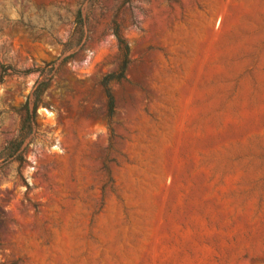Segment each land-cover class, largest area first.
<instances>
[{
  "label": "rangeland",
  "instance_id": "rangeland-1",
  "mask_svg": "<svg viewBox=\"0 0 264 264\" xmlns=\"http://www.w3.org/2000/svg\"><path fill=\"white\" fill-rule=\"evenodd\" d=\"M4 72L0 264H264V0H0Z\"/></svg>",
  "mask_w": 264,
  "mask_h": 264
},
{
  "label": "trees",
  "instance_id": "trees-1",
  "mask_svg": "<svg viewBox=\"0 0 264 264\" xmlns=\"http://www.w3.org/2000/svg\"><path fill=\"white\" fill-rule=\"evenodd\" d=\"M79 16L81 17V15ZM116 38L118 40L121 56L123 59L121 69L117 76L115 74L109 75L105 77L101 82V86L103 88V92L107 100V109L109 111V115H112L116 108L112 86L114 83L120 82L126 78V72L129 66V54H130L129 46L120 37L118 32H116ZM6 75H7L6 72H4V74L0 76V83L2 82V80L4 79ZM50 75L51 74L44 76V78L36 84L33 94H32V100H30L28 104L26 105V108H25L26 116H25V119L23 120L24 126L21 130L22 133L24 132V134L21 136L23 141L29 134H31L32 129L35 125V119L37 117L38 108L40 105H42L41 99L44 96L45 92L48 90L50 83L53 79V76H50ZM25 127L29 129L27 132L25 131L26 129Z\"/></svg>",
  "mask_w": 264,
  "mask_h": 264
}]
</instances>
